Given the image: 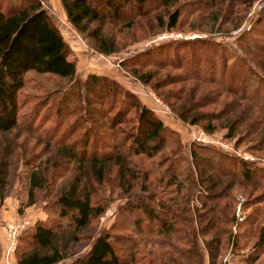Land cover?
<instances>
[{
	"label": "trees",
	"instance_id": "trees-1",
	"mask_svg": "<svg viewBox=\"0 0 264 264\" xmlns=\"http://www.w3.org/2000/svg\"><path fill=\"white\" fill-rule=\"evenodd\" d=\"M59 1L63 7L66 20L85 40L87 46L103 54H109L121 47L116 43L114 34L103 30L105 23L116 25L120 29L125 27L127 31L132 32L136 18L149 12L141 7L143 3L149 0H121V3H115L113 0ZM252 1L188 0L194 6V10L203 11L206 16L211 17L212 21H218V23L223 22L222 17L228 16L236 4L248 5ZM181 2V0H159L155 3L154 8L162 6L163 11L152 12V15L147 19L153 21L157 28H173L178 23ZM124 3L131 6L126 21L121 20L123 15L120 10H122ZM57 19L47 0H0V138L4 135L7 139L3 143V147L15 146L14 138L11 137L8 140V134L19 123L25 132H31L32 129L38 130L37 124L34 123L37 118V114H34L35 110L28 120L18 121L20 108L18 95L25 83L27 71L47 72L67 79L76 75L75 58L68 55L69 45L58 27ZM92 23H95L92 28L88 27ZM153 34V31L150 30L144 32L142 36L148 37ZM246 41L249 42L246 44L255 50L247 51V54L250 55L248 60L244 56L235 55L228 62L230 54L224 48V43L210 39V37L202 38L199 36L168 43L173 48V58L168 61L164 59L156 60V62L132 63L128 66V70L137 80L147 84L151 83L150 80L157 73L155 70L158 69L154 67L161 64H171L181 69V72L175 76L181 77L180 80L183 83L190 78L193 81L216 84L221 89L220 92L224 91L228 95L222 109H218L217 112L198 108H203L207 102H218L220 95L208 96V92L203 91L205 93L202 92L200 96L194 98L192 96L193 85L191 86L190 83L188 84L189 93L186 95H183L185 89L181 86V89L184 90L179 97H175L178 103L174 104V101L170 103L171 110L182 121L191 124L198 123L207 132L214 131L215 122L222 120L219 124L226 128L227 136L239 134L235 140L236 144L247 135V125H243L242 121L250 112H252L251 120L255 121V118L262 114L264 118V67L262 65L264 43L254 42L252 39ZM160 47L161 45L157 48ZM175 47L177 48L176 51ZM205 49H210L209 56L202 55ZM257 51H261L263 57H255L253 52ZM148 52L149 48H146L143 50V55L148 54ZM149 64L154 66L153 69H143ZM167 77L169 76L157 77L155 83H151L152 87L156 89L163 82H165L164 84L172 83L173 81L168 80ZM88 81L95 88L98 85L96 89L92 90L93 97L98 100L97 103L100 105L104 103L103 99L107 96H110L112 103H115L118 96L127 95L130 102L125 103V100H120L117 109L119 112L116 111L114 115L117 112L120 114L121 111L126 114L133 109L136 119L135 127L128 130L129 132L122 131L123 137L119 141L113 142L112 145H108L100 151L97 147H88L86 140L88 128L86 127H83L85 138L81 147L75 140L70 143L61 140L57 142L56 140L55 149L59 154L58 156H61L58 157V160L67 158V160L73 161L77 166L79 176H71L68 182L62 180L53 191L54 197L51 207L54 209L57 219H37L17 235L13 250L15 263L56 264L63 260L70 255L68 249L71 242L78 241L82 236L81 232L88 227L91 220L103 212L104 204L91 201L90 190L85 179H83L85 163L89 165L91 172L98 178L102 176L110 162H113L118 166V176L121 184H124L136 176L135 167L132 164L124 166L122 162L124 153L130 154V156L143 155L154 158L172 142L170 146L173 147H170L169 154H161L159 161L154 164V167H157L159 171L156 178L157 183L148 178L152 168L146 169L143 173L139 186L142 193L135 198L140 203L142 202L141 204L138 203L140 204L139 211L127 201L124 205L129 207L130 214H132L130 227L134 228L135 234L143 237L141 235L142 223L150 225L147 231L145 230V234H155L150 239L151 243L155 244L153 249L156 253L158 251L162 253L158 256L157 264H202L203 250L196 243L197 229H195L193 219L189 215L191 196L196 195L202 199L200 205L202 204V207L204 205L205 211L200 216H203L204 223L200 225L198 233L204 234L210 229L206 223L214 222L218 218V214L222 213V209L218 205L219 200L226 196L230 183L237 182L236 178H239L242 184L251 182L264 187V179L263 183L259 180H253L256 173H259L258 177L264 174V168L255 166L248 160L235 157L222 148L201 142H190L187 145V157L184 158L179 151L181 141L177 139V131L165 124L134 94L129 93L116 80L94 73L88 74L83 81H74L72 88L76 87L78 91L83 86L89 92L91 90L88 88ZM77 91L71 89L70 94L73 95ZM165 92L162 97H167L169 94L171 98V94L168 91ZM54 97L45 96L41 102L42 105ZM64 97L63 94L58 97L57 102H52V106L56 107V114L60 111L59 104L66 99ZM82 101L85 105L78 106V109L88 114L87 116L90 117V114L98 113L100 117H105L102 115L105 114L103 109L99 111L96 108L87 107L90 102L86 97H83ZM238 105H241L239 113L234 112ZM65 109L68 110L67 107ZM252 109L256 110L255 114ZM46 112L49 113L48 109ZM79 116L70 124V128L68 126L67 133L80 118ZM109 119L107 122L111 124L115 117L113 116V120ZM109 126L112 127L113 125ZM52 132H50V128L42 132L46 139H44L45 146H48L54 137L55 129ZM128 139H132V143L129 142L127 147L120 149ZM251 143L255 148L264 151V136H260ZM175 148L178 153L170 156V154H174ZM184 159L186 164L182 167L178 168L173 163L174 161H184ZM164 162H167V165H164ZM223 162H227L225 167ZM8 166V156L1 153L0 183L7 173ZM37 166L31 169L28 175V203L34 201L36 190L48 186L53 175L52 172L46 170L45 166ZM80 170H82V176ZM127 173L128 176L124 177ZM222 179H226L223 184L222 181L220 182ZM153 183L154 186L163 185L162 189L155 191L154 186H150ZM201 185H204V189L201 188ZM128 186L130 187L131 184ZM0 196H2L1 192ZM175 222L179 223V227L175 225ZM180 225L184 229H180ZM176 229L178 234L175 236L176 240L172 241L171 234ZM91 237L88 248L77 254L67 264H130V262L134 264V262H138L134 256L135 246V249L133 247L134 250L132 249L129 253L130 259L117 251L115 243L118 237L113 232L100 231ZM126 240L129 241V237ZM151 251L153 250L149 248L148 253H152ZM207 252L208 259H212L213 254L208 249Z\"/></svg>",
	"mask_w": 264,
	"mask_h": 264
},
{
	"label": "rangeland",
	"instance_id": "rangeland-1",
	"mask_svg": "<svg viewBox=\"0 0 264 264\" xmlns=\"http://www.w3.org/2000/svg\"><path fill=\"white\" fill-rule=\"evenodd\" d=\"M113 1L121 3V0ZM181 1L182 5L180 4L181 9L178 23L170 29L164 27L157 28L153 21L147 19L152 15V12L163 11L162 6L154 8L155 3L159 2V0H149L142 4L141 7L149 12L136 18L137 20L133 23L132 32L127 31L125 27L120 29L116 25L105 23L103 30L114 34L116 43L121 46L109 54H103L87 46L85 40L74 31V28L67 20L57 19L59 21L58 27L69 45L68 55L75 58L77 72L71 79L34 70H29L25 73V83L18 95V102L20 103L18 121L28 120L35 110L34 114H37V118L34 123L37 124L38 130L32 129L31 132H25L21 127V123H19L8 134V140L11 137L15 140L16 144L14 147L10 145L3 147V143L7 139L4 135L0 138V154H6L9 159L7 173L0 183V192L2 193V196H0V264H16L13 251L8 253L7 258L4 256L5 252L3 250L6 245L5 222L16 221L18 217H22L24 220H27V223L21 229L23 230L37 219H57L55 211L51 207L52 198L54 197L52 195L53 191L60 185L62 180L68 182L71 176H79L77 166L73 161H69L67 158L65 160L64 158L58 160V157L61 156H58L59 154L55 149L56 140L57 142L61 140L67 143L75 140L81 147V143L85 138L83 127H86L88 128L86 137L88 147H97L98 151H100L108 145H112L113 142L119 141L123 137L122 131L129 132L128 130H132L135 127L136 119L135 113L132 111L133 109L126 114L122 111L119 114L117 110L120 100H125V103L130 102L127 95L118 96L115 103H112L111 97L107 96L103 99L104 103L100 105L97 103L98 100L93 97L94 93L92 89L95 87L90 81L87 84L91 90L89 92L83 86L78 91L76 87L72 88L74 81H83L87 78L88 74L105 75L116 80L119 85L129 91V93L134 94L145 106L149 107L165 124L176 130L178 133L177 139L181 141L179 151L184 158L187 157V145L190 142H201L222 148L235 157L248 160L253 165L264 168V151L255 148L251 143V141H255L260 136H264L263 114L256 117L255 121L251 120L252 112L245 117L242 124L247 125V135L241 142L235 144V140L239 137V134L236 133L235 136L231 137L227 136L226 128L219 124L222 120L215 122L216 127L214 131L207 132L198 123L191 124L182 121L171 110L170 103L173 101L174 104L178 103L175 97H179L184 89L183 95L189 93L190 88L188 84L190 83L191 86L193 85L192 96L194 98L200 96L203 91L208 92V96H213V94L215 96L216 94L217 96L218 94L220 95L218 102H207L203 108H198L217 112L218 109H222L228 95L224 91L220 92L221 89L216 84L213 82L193 81L190 78L183 83L180 80L181 77L175 76L181 72L180 68L171 64H161L158 67L149 64L143 67V69H153V67L158 69L155 70L157 73L150 80L151 83H155L154 81L157 77L162 78L164 75H168L167 79L173 81L167 84L163 82L161 86L154 89L151 83H142L128 70V66L132 65V63L170 60L173 58V48L168 43L181 39L201 36L202 38L210 37V39L222 42L224 43V48L230 54L228 62L235 55L244 56L246 60L249 59L250 55L247 54V51L251 52L255 50L246 44L249 43L246 40L252 39L254 42L264 43V0H253L248 5L242 3L236 4L235 7H232V12H229L228 16L224 15L222 17L223 22L220 23L212 21L211 17L206 16L203 11L194 10V6L188 0ZM130 8L129 4L126 5L124 3L122 5V10L120 11L123 18L121 20L126 21L129 17ZM94 24L92 23L88 27L92 28ZM150 30L153 31V35L148 37L142 36L144 32ZM160 45L161 47L157 48ZM146 48H149V52L143 55V50ZM176 50L177 48L175 47ZM261 51L253 52V54H255V57L261 58L263 57ZM209 52L210 49H205L202 55L209 56ZM254 64L259 67L255 62ZM262 65L264 67V60H262ZM171 77L173 78L171 79ZM181 86H183V90ZM97 87L98 85H96ZM77 88L79 89V87ZM71 89L77 91L78 94L75 92L71 95ZM165 91L171 94V98L169 94L167 97H162L166 93ZM63 94L66 99L63 103L59 104L60 111L56 114V107L52 106V102H57L58 97ZM45 96L55 97L42 105L41 102ZM83 97H86L90 102L87 107L96 108L99 111L103 109L105 114L102 115H105V117H100L98 113H92L89 117L84 111L79 110L78 106L85 105L82 101ZM47 109L49 113L46 112ZM240 109L241 105H238L234 112L237 111L239 113ZM116 111L118 112L114 115ZM255 111L253 110L254 114L256 113ZM77 116L80 118L77 119L76 123L72 125L70 132L67 133L68 126L70 128V124L74 122ZM113 116L115 120L112 119ZM109 118L113 120L111 123L112 127L107 122V120H110ZM48 128H50L51 133L55 129V135L50 143H48L49 145L45 146V137H43L42 132ZM129 142L132 143V139H128L120 149L127 147ZM171 143L154 158H148L143 155L130 156V154L124 153L122 157L124 166L132 164L135 167L136 175L134 179H129L128 182L124 180V184H121L118 176V166L113 162H110L102 176L98 178L94 176L89 169V165L85 163L83 179H85L86 185L90 190L91 201L104 204V210L99 216L91 220L88 227L81 232L82 236H80L81 238L78 241L71 242L68 249L70 255L56 264H67L77 254L84 252L88 248L91 236L100 231L113 232L118 237L115 243L117 251L123 256H127L128 259H130L129 253L135 246L134 256L138 262H134V264H157L158 256L162 253L161 251L156 253L155 249H153L155 248V244L151 243L150 239L155 234H145V230L147 231L148 227H150L146 223H142L141 235L143 237L135 234L136 232H133L134 228L130 227L132 214H130L129 207H125L124 203L127 201L133 204L139 211V205L142 202L140 203L135 198L142 193L139 186L143 173L146 169L152 168L153 170L150 171L151 173L148 178L156 181L159 171L157 167H154V164L159 161L161 154H169L170 147H173L170 146ZM175 150L177 149L175 148L173 150L174 154H170V156L178 153ZM27 158L29 159L25 160ZM173 163L179 168L186 164V160L174 161ZM223 163L225 167L227 162ZM37 165L45 166L46 170L50 173L52 172L53 175L48 186L44 189L36 190L34 201L28 203V175L30 170L34 169ZM164 165H167V162H164ZM80 171V175L82 176V170ZM257 175L259 173H256L253 180H259L263 183L264 174L260 177ZM126 176H128V173L124 177ZM236 180L237 182L230 183L226 196L219 200L218 205L221 207L222 213L218 214V218L214 222L206 223V225L210 226V229L204 234L198 233L200 225L204 223L203 216H200L205 211L204 205L203 207L202 204L200 205L202 199L196 195L191 196L189 215H191L195 229H197L196 243L203 250L202 264H264V187L251 182L242 184L239 178H236ZM225 181L226 179L220 180L222 184ZM128 184H131V186L129 187ZM150 186H154V183ZM162 186L161 184H157V186H154V190L160 191L159 189H162ZM201 188L204 189V185H201ZM50 189L52 191H49ZM148 190L150 191L149 188ZM175 225L179 227L178 222H175ZM180 229H184V227L180 225ZM177 232L176 229L171 234L172 241L176 240L175 236L178 234ZM127 237H129V241L126 240ZM149 248L153 250L151 251L152 253H148ZM207 249L213 254L212 259H208ZM130 264L132 263L130 262Z\"/></svg>",
	"mask_w": 264,
	"mask_h": 264
},
{
	"label": "built area",
	"instance_id": "built-area-1",
	"mask_svg": "<svg viewBox=\"0 0 264 264\" xmlns=\"http://www.w3.org/2000/svg\"><path fill=\"white\" fill-rule=\"evenodd\" d=\"M27 223V220H24L22 217H18L16 221H6L4 224V233L6 239V245L4 248V256L7 258L8 253L14 250L17 235L20 233L21 229L23 228L24 224Z\"/></svg>",
	"mask_w": 264,
	"mask_h": 264
},
{
	"label": "crops",
	"instance_id": "crops-1",
	"mask_svg": "<svg viewBox=\"0 0 264 264\" xmlns=\"http://www.w3.org/2000/svg\"><path fill=\"white\" fill-rule=\"evenodd\" d=\"M48 5L51 7L53 12L56 14L58 20H66L63 7L59 0H47ZM68 22V21H67ZM69 23V22H68ZM59 24V21H58ZM70 24V23H69ZM60 29V28H59ZM61 31V30H60ZM75 31V30H74ZM76 32V31H75ZM77 33V32H76ZM78 34V33H77Z\"/></svg>",
	"mask_w": 264,
	"mask_h": 264
}]
</instances>
